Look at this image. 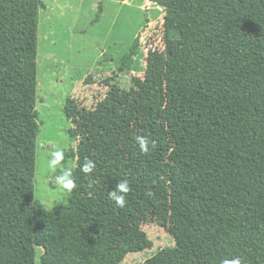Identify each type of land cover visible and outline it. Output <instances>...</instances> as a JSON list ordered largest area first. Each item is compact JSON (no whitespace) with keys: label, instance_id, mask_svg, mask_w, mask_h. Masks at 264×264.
<instances>
[{"label":"trees","instance_id":"1","mask_svg":"<svg viewBox=\"0 0 264 264\" xmlns=\"http://www.w3.org/2000/svg\"><path fill=\"white\" fill-rule=\"evenodd\" d=\"M150 1L166 11L163 49L128 88L88 75L104 88L92 106L67 98L76 187L48 210L34 198L44 4L0 0V264H35L37 248L40 264H120L150 246L149 220L174 246L142 264H264V0ZM120 180L124 208L108 195Z\"/></svg>","mask_w":264,"mask_h":264},{"label":"rangeland","instance_id":"2","mask_svg":"<svg viewBox=\"0 0 264 264\" xmlns=\"http://www.w3.org/2000/svg\"><path fill=\"white\" fill-rule=\"evenodd\" d=\"M37 34L36 109L39 132L36 138L34 198L48 210L57 209L69 192L55 184L51 153L63 151L61 165L76 167L78 137L65 116L67 98L92 106L91 96L104 88H87L90 76L103 79L118 74L128 88L131 75L142 76L149 49H163V15L166 11L150 0H40ZM115 72V73H113ZM87 95V97H85ZM50 205V206H49ZM150 246L128 253L120 264H142L160 248L174 246L173 237L156 221L142 225ZM36 249L35 264H40Z\"/></svg>","mask_w":264,"mask_h":264},{"label":"clouds","instance_id":"3","mask_svg":"<svg viewBox=\"0 0 264 264\" xmlns=\"http://www.w3.org/2000/svg\"><path fill=\"white\" fill-rule=\"evenodd\" d=\"M136 142L142 153H148L151 149L155 148L156 142L149 140L147 136L138 135ZM64 159L63 151L57 150L51 153V158L48 160L47 167L51 172H56L59 166V175L55 176V184L67 191L71 192L76 187L75 178L73 177L72 169L65 168L61 165ZM96 165L92 160L86 159L81 167V171L85 174H92ZM131 191L129 182L127 180H120L116 183L114 189L108 192L109 197L115 202L116 206L124 208L126 206V196ZM50 206V205H49ZM220 264H244L243 259L239 256L228 259L224 258Z\"/></svg>","mask_w":264,"mask_h":264},{"label":"crops","instance_id":"4","mask_svg":"<svg viewBox=\"0 0 264 264\" xmlns=\"http://www.w3.org/2000/svg\"><path fill=\"white\" fill-rule=\"evenodd\" d=\"M123 1H125V0H123Z\"/></svg>","mask_w":264,"mask_h":264}]
</instances>
